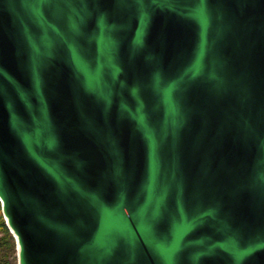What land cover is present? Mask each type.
<instances>
[{
    "label": "water",
    "instance_id": "95a60500",
    "mask_svg": "<svg viewBox=\"0 0 264 264\" xmlns=\"http://www.w3.org/2000/svg\"><path fill=\"white\" fill-rule=\"evenodd\" d=\"M0 206L17 264H264V0H0Z\"/></svg>",
    "mask_w": 264,
    "mask_h": 264
},
{
    "label": "rangeland",
    "instance_id": "374dc122",
    "mask_svg": "<svg viewBox=\"0 0 264 264\" xmlns=\"http://www.w3.org/2000/svg\"><path fill=\"white\" fill-rule=\"evenodd\" d=\"M0 264H17L13 240L9 238V243L4 244L2 233H0Z\"/></svg>",
    "mask_w": 264,
    "mask_h": 264
},
{
    "label": "trees",
    "instance_id": "16d2710c",
    "mask_svg": "<svg viewBox=\"0 0 264 264\" xmlns=\"http://www.w3.org/2000/svg\"><path fill=\"white\" fill-rule=\"evenodd\" d=\"M0 233H2V239L4 241V244H8L9 243V238L13 240L14 246H15V242L14 239L12 237V235L10 234V232L8 231V229L5 226L4 223V219L2 217V213H1V206H0Z\"/></svg>",
    "mask_w": 264,
    "mask_h": 264
}]
</instances>
